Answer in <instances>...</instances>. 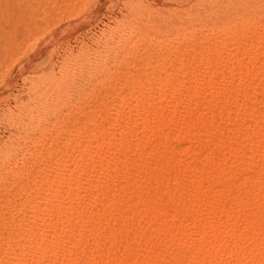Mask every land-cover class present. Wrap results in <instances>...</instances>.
Returning a JSON list of instances; mask_svg holds the SVG:
<instances>
[{
  "label": "bare ground",
  "instance_id": "6f19581e",
  "mask_svg": "<svg viewBox=\"0 0 264 264\" xmlns=\"http://www.w3.org/2000/svg\"><path fill=\"white\" fill-rule=\"evenodd\" d=\"M257 1L258 0H92L90 4L82 6L73 17H69L67 22L65 23H61V21L52 22L51 25L45 29L43 33L44 36L42 37L35 36L31 39L24 41V43L22 44L24 48V52L22 53L21 57L18 56V68L16 67V69H18V80L16 84L17 85L16 98L18 99V124H17L18 145L22 143L21 142L22 140H23V144L26 143L25 141L27 140L25 139L28 137L27 134L29 135V133L27 132L29 130H30L29 132H31V129L33 130V128L38 123H42L44 119L46 120L48 118V116L50 117L55 116L53 118L58 120L59 114L61 113L64 105L68 104L67 103L68 101L69 102L71 101L69 100L71 99V97L73 98L74 90L78 87L81 88L80 85L76 87L78 81L81 82L83 78L85 79V77L88 76L91 77V75L93 76L94 72H98V73L100 71L102 72L103 69L101 68L104 67L106 64H110L114 61L113 60L114 55L116 57L117 53L124 47V43L128 39H130V37L133 34H146L149 31L150 32L152 31L153 35L157 34L156 36H158L159 38H163L170 33H175V31L179 27H181L184 22H188L189 20H205L208 21V24L209 22H212V24L216 28L215 31H213L212 29V32L208 33L209 34L208 36H203V37L201 36L196 37L194 36L195 34L193 32L194 35L191 34V38L188 39L191 45L186 46L183 49H180L179 47L180 40H177L176 45L172 46L166 52L160 51L161 52V53L159 52L160 56L156 57V59L153 60V63L149 61L146 64L144 68V71L146 72V74H144L145 76L143 78H135V80L132 79V82L134 84L133 89L131 90L126 89L124 91V94L122 93L123 96L117 99L118 101L114 100L115 98L114 99L111 98L112 99L111 102L101 103L98 106L97 109L99 110V107H101L105 113L104 117L101 115L103 117V118L101 117V120L97 119L98 116L96 114L98 110L96 109L92 111V113L88 115L87 120H85L86 122L83 125H79L81 126L80 128H76V126L74 130L73 128L72 130L70 128V131H68V137L67 138L65 137L66 140L63 138L65 141L62 144L59 143L61 144L60 147H58V145L54 146V144L51 141L49 142L48 139H44L43 136L40 137L39 146L46 147V151L49 156V161L48 163L43 161L36 163V165L33 164L35 166L30 165V167L26 168L25 171L23 172L24 180L28 182L32 181V183L35 181V187L33 185L34 189L33 190L31 189L32 199L31 200L26 199L22 204L20 205L18 204L16 206L15 219L13 218L14 219L13 220L12 218H10V221L4 223L1 226L2 229L6 230V235L2 236L0 234V264H48V262H54V264H61V263L64 264L63 261L64 260L66 261V258L69 259L70 256L74 255L73 251H80L81 253V254L76 253L77 255H74L75 257L73 256V259L75 258L73 260L74 261L73 264L83 263V261L86 259V258L83 259L84 258L83 252H85L86 246L84 245L85 247H83L84 243L81 244L82 246L80 245V243L81 240L83 239L84 241L85 238L87 241V237L89 236L88 231L85 230L86 231L85 232L83 230V228L86 227L77 226L78 229H76L73 232L70 231L72 233H68L66 231L67 229L73 226L72 224L74 225L81 224L83 226L85 224L87 225L88 217L90 215L88 217L83 216L82 213L84 211H82L81 213L82 209L80 210V208L85 206L86 209V207L88 206L91 209L93 208V206H96L100 201L94 198L93 194L91 195L89 194V198H86L85 196L84 197L85 200H83V197L82 195L80 196V194L90 192L92 188H94L93 185L95 181L97 183V181L100 180V178H102V180L104 179L106 183L108 182V184L111 185L113 188H122V186L127 185V182H129L128 176L127 178H124V175L123 176L121 175V177H123L124 179L123 178L120 179L119 175H118L119 177L117 176L118 177L117 178L115 176L116 174L110 175L107 174V172L104 173V171L103 173L101 172L100 174L93 176L92 172H89L87 170V168L89 167L88 164H90L91 162L96 163L97 161L98 164L102 165L103 167L104 165L109 164V162L111 161L113 162L115 159L114 156L115 154L113 153L114 155H112L109 149L114 147L117 151H119V149L122 148L123 145H125V143L123 144L122 140L120 139L121 135L125 131L130 130L132 128L131 127L132 125L140 124L146 126L151 121L153 122L155 119H160L164 117V115H166L167 113L164 114L165 111H163V107L159 108L158 105V103L160 102L159 100L162 99L175 100L177 98L180 100L181 98V100L183 99L184 103L187 104V102H191L199 98L202 99V101L210 103L215 99V97L217 98V96H219L217 95L218 93L220 94L223 93L222 96L227 93H228L227 95L229 96H231L232 94L233 95L241 94V97L247 99L248 95L250 93L251 94L255 93L258 88L260 89L261 91L260 94L262 96L261 104L264 106V21L262 20V17L264 16V7L262 6L263 4L261 3L262 4V5L260 4L261 7L258 6L259 7L258 9L256 7V10L254 11L253 6H255ZM261 2L264 3V1L262 0ZM249 11L250 12L254 11L253 16L256 17L254 22L249 23L246 20L244 21L239 19L241 18V16H243L245 12L247 14V12ZM204 42L207 43L212 42L213 43L212 48H210V46L212 45L211 43L209 48H206L205 45L203 47L202 43ZM201 44L202 47L200 48L198 47L199 49L196 50L195 46L196 47L197 45L201 46ZM188 53L190 56L188 57V59L186 58L184 60L183 57L185 56L184 54H188ZM210 61H213V63H210ZM174 63L179 64V67L177 66L176 68H173ZM139 77L142 76L139 75ZM82 81L83 83H85L84 80ZM88 81L89 80L87 79L86 82ZM93 82L94 81H92V83ZM86 84L88 85V83ZM115 87H116L115 85L112 86V89H114ZM78 90L77 93L81 91ZM199 99L198 101H200ZM10 100L11 99L7 101L10 102ZM243 101L241 103H243ZM224 104L222 101V105ZM244 105L245 104H243V107L240 106L239 104L238 106H236L235 111L238 117L240 116V114H243L246 117L248 116L249 118L256 115H260V117L264 121V113H262L263 111L260 112V110H255L253 108L248 109ZM187 107L189 108V106ZM173 113L172 116H168L166 118L169 117L174 118L176 114ZM201 114H203V112ZM182 115L181 117H183ZM201 118L202 117L198 116L197 113L196 116H194V118H192L191 121H188L189 123L185 120L186 124L183 123L185 127L182 129L179 127V131L176 130L178 133V137L177 134H175V136L177 138H180L181 140H188L194 134V133L192 134L191 129H194L195 127H199V126L201 128V125L202 126L204 125L203 123L207 125H211L212 122H214L213 119L215 117L214 118L208 117V119H206L204 122L202 120L203 118L202 119ZM64 123L57 122L56 124H52L50 128L47 129L48 137L53 136L51 134L55 131L57 132V131L67 130L68 127L65 125L66 123L65 124ZM236 128L239 134H243L242 136L246 135L245 134L246 131L242 125L237 123ZM257 128L259 129V127ZM5 130H6V125L0 123V133L3 134ZM149 130L146 131L149 132ZM141 132H142V128H141ZM171 132L173 131L171 130ZM159 133H160L159 134L160 137L163 140L168 138L167 134L169 133L166 132H165L166 134L162 132ZM232 136H235V134L234 135L232 134ZM256 136L255 138L258 139V137ZM138 137L140 138L141 136ZM262 137H264V135ZM235 138L236 137H234V139ZM255 138L252 143V146L250 145L251 147L255 148V150L253 149L254 151H256V149H258L259 147H262L260 146L262 142V141L260 142L261 138H259L258 140L257 139L255 140ZM234 139L230 138L231 141H233ZM228 140L229 139H227V141ZM149 141L152 142L151 140ZM99 142L101 143V148L103 146L105 147V149L104 148L102 149L100 148L99 150L96 149L98 151H93L94 149H92L93 152L90 151L91 147L93 146L94 148H96V146L100 144ZM146 144H148V142H146ZM161 145L163 146L162 143ZM125 147L126 146H124V149ZM153 148L155 149L156 147ZM262 150L263 151L261 152V156H262L261 159L264 161V148ZM170 151H172V149ZM212 152L213 151H211V154H213ZM259 152L260 151H258L256 154H258ZM54 154L57 155L54 156ZM149 155L150 154H148V156ZM261 156H259V158ZM172 157L170 156V159ZM174 159L176 158L174 157ZM73 161H77V162L74 164ZM72 162H73V166L71 167ZM170 162L174 163L175 165V161L173 160V158L169 160V163ZM185 164L186 166L183 169L185 171L183 172H185L184 176L186 180L184 181L187 182L188 184L187 186L196 185L197 188L196 187L193 188L194 189L193 192L189 191V193H186V195L188 194L187 199L185 198L184 200L185 202L182 200L184 204L180 205L181 209L178 208L180 210L176 209L174 216L177 217L176 221L179 219L178 221L184 224V225H180L183 226L181 230L184 228L186 224L187 227H190L191 233L195 235V237L191 236V234L189 232L188 234L186 231L187 234H182L181 237L179 238L176 236L177 233L174 234L175 237H177L175 238V240L173 237L174 235H167V237L169 238V243L168 242L166 243L165 240H164L165 242L163 241L164 243H162V241L161 242L150 241L149 238L151 239L153 236L152 237L149 236V238H147L149 243L145 244L146 247L149 245L150 248L152 247L153 249H155L154 252L157 253V250L169 251L168 248H170V244L173 246L175 245L179 249L178 251L175 250L176 252L172 256L173 264H223L222 262L226 261L225 260L226 257H228V259L236 258L237 264H264V250L262 251L263 252L262 254L258 253L260 251L257 252L258 249L257 250L255 249L258 254L254 253V251L251 252L246 248L245 249L247 251H244L245 246L250 245L251 243L252 244L257 243L256 241L258 240H255L256 239L255 237L257 238H260L258 236L262 237V235L260 234L261 232L255 226L254 222H256V220L254 221L253 220L254 218L252 216V214L256 216L257 212L258 211L260 212L259 209L260 207L255 208L254 206L257 204L253 203L254 206H252L253 205L252 202L251 204H249L250 201L246 200L248 199L246 195H245L246 198H244L246 201L245 203H242L244 199H241L243 197L240 196L241 194L239 195L236 192L237 189H235L231 184L234 182L233 180H232L233 182L230 181L231 183L227 185H222L221 189L217 192L214 191L215 190L214 185L211 182H210L211 184H209L208 183L209 181H207V186L205 187V190H203L202 186H201L202 188L201 190L199 183L202 180L203 174H201V172H198L194 166L191 167V165H187V163ZM263 165H261L262 166L261 169L259 168L261 172H264ZM118 168L120 169V167ZM172 169L175 168L172 167ZM97 172L99 171L97 170ZM262 174L263 173H261V175ZM257 177L255 176V178ZM169 179L172 180L171 178ZM169 179L165 181L166 182L170 181ZM104 180L102 182H104ZM245 181L247 182V180ZM255 181L256 180L249 181L252 182L251 186L253 184L254 187L253 182ZM172 182L173 180L171 181V183ZM263 182L262 183L259 182L258 183L259 185L255 186V191L253 190L254 191L253 195L255 197L264 195ZM18 186H20L21 189L24 186V184L21 185L19 184ZM173 192H175V190H173ZM202 194L205 195L204 197L206 198L203 197L204 199H202L200 197V195ZM216 195H218L217 196L218 198H216ZM63 197L64 198L67 197V200H65ZM168 197H169L168 201L173 200L172 198H174V196L172 195L170 196L168 195ZM258 200L256 202H258ZM220 201H221L220 204H222V201H224L225 204L227 205L223 203L224 206L219 207ZM179 203L181 204V202ZM192 205H197L198 208L196 206V209H199L198 211H195L197 212L195 215L193 214L189 215L190 212L187 213L185 211L186 210L185 208ZM127 209L125 210L127 211ZM150 210L148 208V210H144L143 212L141 211L142 213L141 214L139 213L140 216L138 214V216L135 215V217H138L139 220L146 219L149 213L152 214L154 212L153 209H152L153 210L152 213ZM127 212L126 213L124 212V214H127ZM131 212L132 211H130L129 214H131ZM192 212L194 213V211ZM95 214L96 213H94V216ZM245 214L246 215L251 214L250 217L252 216L253 218L252 220L254 222L249 221L248 218H247L248 221L244 220L243 219L244 216L242 215ZM220 215L227 216L226 218L227 220L228 218H231L232 223L234 222L233 225H229L232 224L229 221H228L229 223H227L229 226L226 225L225 224L227 222L226 220L225 223L219 221L217 222V224H215L216 222H214V224L213 223L212 224L215 226H211L210 225L211 223L209 224V222H212L214 220L217 221L216 218L217 216ZM18 216L21 217L19 220H18ZM174 216L173 218H175ZM94 219L95 218L93 217V220ZM119 222L121 223V221ZM67 225L69 226V228ZM65 226H67V228L65 229L66 231H64L63 229V227L65 228ZM100 227L102 228V230L103 228H105L104 225L102 227V224ZM123 227H121L122 230L118 233L117 236L118 239L115 237L117 234L114 236L115 239H117L116 241L118 240L121 241L122 239L126 238L128 235L131 240V235L128 234L129 231L123 230L124 229ZM156 227H158L156 228V230L159 231V233L160 231H169L167 229H163V227H160V225ZM187 227L185 229H187ZM129 229L130 228H128V230ZM36 230L38 231V233H36ZM156 230L154 228V231ZM154 231L153 233H155ZM170 231L169 234H171ZM177 231L179 232L180 230ZM93 232L96 233V231ZM109 232L110 231H108V233ZM141 232L138 233L142 234L143 232L142 233ZM138 233L135 237L132 236V238H134L135 243L136 240H138L137 238ZM91 234L90 236L92 237ZM104 237H100V234H98V239L97 238L96 239L98 240V242L100 240L101 243H103L104 241L102 242V239L104 240L105 239ZM114 237L112 238L114 239ZM108 238L110 237L108 236ZM113 239L110 240L109 243L110 242L114 243L115 240L113 241ZM210 239H212L213 241ZM120 241L118 242L121 243ZM259 241L261 243L262 242L264 243V237H262V239H259ZM259 241L258 243L260 245ZM93 242L95 243L96 240L95 241L93 240ZM113 243L110 244L113 246L114 245ZM258 243L255 245H258ZM110 244L109 246H111ZM104 245L105 244L99 245L98 248L102 246L106 248L105 247L106 245L105 246ZM137 245H134V247ZM252 246L255 247L254 245ZM262 247L263 246H261V248ZM106 251L107 250L104 251L105 254L104 252H101L104 254L102 256L106 255ZM150 252L152 251L150 250ZM129 255L131 260L134 262H136L137 258L139 257V256L137 257V254L135 256L134 253ZM155 256L157 257L156 254ZM146 258L148 259V256ZM138 259H139L138 264L139 263L142 264L140 262V258ZM141 260H143V256ZM153 260H149V261H152L151 263L153 264ZM146 263L148 262L146 261ZM159 263L160 262H158L157 259L154 261V264H159ZM129 264H133V262Z\"/></svg>",
  "mask_w": 264,
  "mask_h": 264
},
{
  "label": "rangeland",
  "instance_id": "374dc122",
  "mask_svg": "<svg viewBox=\"0 0 264 264\" xmlns=\"http://www.w3.org/2000/svg\"><path fill=\"white\" fill-rule=\"evenodd\" d=\"M91 1L92 0H0V123L6 125V130L3 132V134L0 133V231H1L0 234L2 236L6 235V230L2 229L1 226L4 223H7L8 221H10V218L15 219V217H16L15 216L16 206L18 204L19 205L22 204L26 199H28V200L32 199L31 192L35 187V181L33 182L34 184L32 183V181L31 182L29 181L30 183L28 181H25L23 178V175H24L23 172L25 171L26 168H29L30 165L31 166L33 164L36 165V163L43 162V161L48 163V161H49V156H48V153L46 151V147L39 146L40 137L43 136L44 139H48L49 142L51 141L54 144V146L58 145V147H60L61 144L68 137V131H70V128H71V130H72V128L74 130L75 126H76V128H80L81 126H79V125H83L86 122L85 120H87L88 115L90 113H92V111L96 110L101 103L111 102V100L114 98H115L114 100H117V99H119V97L121 98L123 96L124 91L126 89H128V90L133 89L134 84L132 82V79L135 80V78H143L145 76L144 74H146V72L144 71L146 64L149 61L151 63H153V60H155L156 57L160 56L159 54L162 51L166 52L172 46H175L177 40H180L179 41L180 42L179 47H180V49H183L184 47L191 45V43L188 39L191 38V34H193V32L195 34V35L193 34L194 36L203 37V36H208L209 35L208 33L212 32V29H213V31H215V29H216L215 26L212 24V22H209V24H208V21H205V20H189L188 22H184L182 24V26L179 27L175 31V33H170L163 38H159L158 36H156L157 34L153 35L152 31L151 32L149 31L146 34H133L130 37V39H128L124 43V47L117 53L116 57L114 55V57H113L114 61L110 64H106L104 67L101 68V69H103L102 72L100 71L101 73L100 72L99 73L94 72L93 76L91 75V77L88 76V77H85V79L83 78L82 80H84L85 83H83L82 80H81V82L78 81V83L76 84L77 85L76 87H78V85H80L81 88L80 87H78V88L81 91L78 92L79 93V95H78V93H77L78 88L75 89L76 91L74 90L73 98L71 97V99H69L71 101L70 102L68 101L67 102L68 104L64 105V107L62 108V111L60 113L61 115L59 114V119L61 118L60 120L59 119L56 120L55 118H53L55 116H52V117L48 116V118L46 120L44 119L45 122L43 120V122L38 123L33 128V130L31 129V132H29L30 130L27 132V133H29V135L27 134L28 137L27 138L24 137V138H26L25 140H27V141H25L26 143L23 144V140H22L21 141L22 143L20 145H18V127H17V124H18V99L16 98L17 97V94H16L17 85L16 84H17V80H18V69H16V67L18 68V56L21 57L22 53L24 52V48H23L22 44L24 43L25 40L31 39L35 36H37V37L44 36L43 33H44L45 29L48 26H50L52 22H60V21H61V23L67 22L69 17H73L82 6L90 4ZM262 1H264V0H262ZM257 3H256L257 5L255 4V6H253L254 11L256 10V7L258 9L259 7H261L262 4H263L262 6L264 7V3L261 2V0H258ZM254 11L247 12V14L250 13L249 15H247L245 12L244 13L245 17H244V14H243V16H241V18L244 17L245 19L244 18L243 19L239 18V19L244 20V21L246 20L249 23L254 22V20L256 19V17L253 16ZM262 20L264 21V16L262 17ZM199 34H201V35H199ZM204 34H206V35H204ZM206 43L207 42L202 43L203 47L205 45L206 48H209V46L212 44L210 46V48H212V46H213L212 42H210L211 44L209 42L207 44ZM202 44H201V46L200 45H197V47L195 46V49L198 50L200 47H202ZM184 55H185V56H183L184 60L186 58L188 59V57L190 56L189 53L184 54ZM210 63H213V61H210ZM173 65H172L173 68H176L177 66L179 67V64L174 63ZM95 75L98 77H96ZM139 75L142 77H139ZM87 79L89 80L88 82H86ZM92 81H94V82L92 83ZM86 83H88V85ZM114 85L116 87L114 89H112V86H114ZM116 88L118 89V91ZM116 92L119 94V96ZM256 92H255L256 95H255V93H253V94L250 93L251 95L249 94L247 99H244L243 97H241V94H237V95L235 94L236 97H235V95L232 94L231 96H234V97H231V96L227 95L228 93L224 94L225 96L224 95L222 96L223 93H221V94L218 93L217 95H219V96H217V98L215 97V99L210 103L202 101V99H199V98H197L196 100H193L194 102L193 101L187 102V104L184 103L183 99L181 100V98H180V100L178 98L175 100L174 99L173 100L172 99L171 100H167V99L159 100L161 102V103L160 102L158 103L159 108L163 107V111H165L164 114L167 113L166 115H164V117H162L160 119H155L153 122L151 121L150 123L147 124L148 126L146 125L147 127L140 125V124H136V125H132L131 126L132 128L130 130L125 131L121 135V138H120L122 140L123 144L125 143V145H123V147L120 148L119 151H117L114 147L109 149L110 153H112V155L115 154L114 155L115 159L113 162L111 161L112 163L109 162V164L104 165L103 167H102V165H99L97 161H96V163L91 162L90 164H88L89 167L87 168V170L89 172H92L93 176H96L97 174H100L101 172L103 173V171H104V173L107 172V174H110V175L116 174L115 175L116 177L119 175L120 177L119 176L118 177L120 179L123 178V177H121V175L122 176L124 175V178H127V176H128V178H129L128 181L130 183L127 182V185L122 186V188H113L111 185L108 184V182L106 183V181L104 179L103 180L105 183L102 182L103 180H102V178H100V180H98L97 183L95 181V183L93 185L94 188H92V190L90 192L80 194V196L82 195L83 200H85L84 199L85 196H86V198H89V194L90 195L93 194L94 198H96V199H98V201H100V202H98V204L96 206H93V208H91V209L88 206L86 207V209H85V206H83L85 210L83 209V207L80 208V210L82 209L81 213H82V211H84L82 213L83 216L88 217L90 215L88 217L87 225L85 224L83 226L81 224H76V225L72 224L73 226L70 225V226H72L71 228H69V226L67 225L69 228V229H67V231L65 230L67 228V226H65V228L63 227L64 231H66L68 233H72L73 231L78 229V227H86V228H83V230L88 231L89 236L87 237V241L85 238L84 241L82 239L81 243H80V245L84 243L83 247H85V246L87 247V248L85 247L86 250H85V252H83V257H84L83 259L86 258L83 261V263H85V264H107V262H108V264H113V263L114 264L115 263H118V264L128 263L129 264V263L133 262V264H138V262H139L138 258H140V262L142 264H145L146 261L148 262L146 264H152L151 263L152 261H149V260H153V259H154L153 264H154V261L156 259L161 264H173L172 256L176 252L175 250L178 251V249H179L178 247L170 244V248H168L169 251L159 250L160 251L159 252L157 250V253H158L157 254L156 252H154L155 249H153L152 247L150 248L149 245L146 247L145 244L149 243V241L147 239V238H149V236L150 237L153 236L151 239L149 238L150 241H152V242L153 241L154 242H161L162 241V243H164L165 241H166V243L167 242L169 243V238L167 237V235H174L176 233H177L176 236L178 238L181 237L182 234H187L188 232L191 234V236L195 237V235H193L191 233L190 227H187L186 224H185L184 228L181 230V228L183 226H180V225H184V224L181 223L180 221H178L179 219L176 221L177 217L174 216L176 209L180 208V205L184 204L185 198L187 199L188 194L186 195V193H189V191L193 192L194 191L193 188L196 187V185L195 186H190V185L187 186L188 185L187 182L184 181V180H186L185 176H184L185 172H183V171H185V170H183L186 166L185 163H187V165H191V167L194 166L198 172H201V174H203L202 180L199 183L200 188L202 186L203 190H205V187L207 186V181H209L208 182L209 184L212 183L214 185V188H215L214 191L217 192L221 189L222 185H227V184L231 183L230 181L233 180L234 182L232 181L233 183H231V184L233 185V187L235 189H237L236 192L239 195L241 194L240 196L243 197L241 199H244L247 196L248 199H246V200L250 201V202L247 201V202H249V204H251V202H252V204L253 203L257 204L255 206H254V204L252 205L255 208L260 207L259 208L260 212L258 211L256 216L254 214H252L254 219L252 218V216L250 217L251 214H247V215L245 214L242 216L245 217V218L243 217V219L246 221H248L247 218L249 219V221H253V220L255 221L256 220V222H254V221L253 222L255 223V226L259 229V231L261 232L260 234L262 235V237H264V235H263V233H264V198H262V197H264V195L257 196V197H255L253 195L254 191H255V186L259 185L258 184L259 182L262 183L264 181V172H261V170H259V168L260 169L262 168L261 165L264 164V161L261 159L262 158L261 152L263 151L262 149L264 148L263 147L264 146L263 145L264 144V142H263L264 137H262L264 135V121L262 120L260 115H256V116H253L250 118L247 116L248 117L247 118L245 115L240 114V116L238 117L236 115V111H235L236 106H238V104L242 107H243V104H245L244 106L248 109L253 108L255 110H260V112L263 111L262 113H264V110H263L264 106L261 104V102H262L261 101L262 96L260 94L261 91H260V89L257 88ZM116 94H117V96H116ZM114 96H116V97H114ZM237 98H239V99H237ZM242 98L244 99V101ZM9 99H11L10 102L7 101ZM198 99L200 101H198ZM222 101H223V104L225 103L224 105H222ZM242 101H243V103H241ZM203 102H205V103H203ZM199 103L203 106V108ZM186 105L189 106V108ZM184 108H185V110H184ZM259 108H261V109H259ZM171 112L173 114H176V116H174V118L173 117L172 118L171 117L166 118L168 116H172ZM196 112L198 113V116L203 118V119L201 118L203 120V122L206 119H208V117H212V118L215 117L213 119L214 122H212L211 125H207V124L202 122L204 125L203 126L201 125V128L199 126V127H195L194 129H191L192 134L193 133L194 134L188 140H181L180 138H177L178 137L177 131H179V127L181 129L184 128L185 127L184 124H186V121L187 122L191 121L192 118H194V116H196V114H197ZM202 112H203V114H201ZM206 114H208V115H206ZM228 114H230V115H228ZM96 115L98 116V118H97L98 120H101L102 116L104 117L105 113L101 107H99V110L97 111ZM181 115L183 117H181ZM203 115L205 118L203 117ZM213 115H215V116H213ZM233 116L235 118V121H234ZM168 119L169 120L171 119V120L169 121ZM55 122L56 123L57 122H62V123L65 122L66 124L65 123L64 124L68 127L69 130L67 129V130H62V131H57V132L55 131L51 134L53 136L48 137L47 129L50 128V126L52 124H56ZM172 122H174V123H172ZM237 123L244 127V129L246 131L245 136H242L243 134H239L237 132V128H236ZM68 124H70V125H68ZM170 124H173V125H170ZM47 125H49V126H47ZM157 125H158V127H157ZM173 126H175V127H173ZM140 127L142 128V132H141ZM257 127H259L260 130ZM149 128H150V130H149ZM159 129H161V130H159ZM146 130H149V132H147ZM171 130L173 132H171ZM159 132L169 133V134H167L168 138L163 140L160 137ZM255 132H257V133H255ZM139 134H141V135H139ZM156 134H157V136H156ZM175 134H177V137L175 136ZM232 134L233 135L235 134V136H232ZM171 135H172V137H171ZM136 136H137V138H136ZM138 136H141V137L139 138ZM238 136H240V137H238ZM255 136L258 137V139L261 138L260 142L261 141L263 142V144H262V142L260 144V146H262V147H259L258 149H256V151H254L255 150L254 147H251ZM228 137L233 138V139H234V137H236V138L233 141H231L232 139L230 140V138H228ZM125 138H127V139H125ZM242 138H244V139H242ZM227 139H229V140L227 141ZM251 139H253V140H251ZM256 139L257 138H255V140ZM149 140H151L152 142H150ZM146 142H148V144H146ZM59 143H61V144H59ZM140 143H141V145H140ZM161 143L163 144V146L161 145ZM158 144L160 147L158 146ZM248 145L249 146L251 145V146L249 147ZM124 146H126L125 149H124ZM244 146L245 147L247 146L249 148L250 152H249L248 148L247 147L245 148ZM97 147H99V148H97ZM153 147H156V148L154 149ZM100 148H101V143L98 144L96 146V148H94L92 146L90 151H92V149H94L93 151H98ZM102 148L105 149V147H103V146H102ZM96 149H98V150H96ZM153 149H154V151H153ZM171 149H172V151H170ZM257 150L260 151L259 152L260 154L258 153L259 155L256 154L258 152ZM211 151H213L212 152L213 154H211ZM251 152L254 154H252ZM148 154H150V155L148 156ZM241 154H242V156H241ZM55 155H57V154H54V156ZM168 155H170L171 157L173 156L172 158L175 161L176 166L174 165V163H171V162L169 163V160H171L172 158L170 159V156H168ZM259 156H261V157L259 158ZM174 157L176 159H174ZM137 158H138V160H137ZM73 162L75 164L77 161H73ZM73 162L71 163V167L73 166ZM159 163H160V165H159ZM156 164L159 166H157ZM35 165H33V166H35ZM113 166L117 167V168H114ZM118 167H120V169ZM172 167L175 169H172ZM113 168L116 170H114ZM97 170L99 172H97ZM239 172H240V174H239ZM260 172L263 174L261 175ZM259 174L261 177L259 176ZM173 175H175V176H173ZM255 176L256 177L258 176V177L255 178ZM169 178H171L173 180L172 183H171L172 180H170ZM259 178L263 181H261ZM168 179L170 181L166 182L165 180H168ZM245 180H247L248 183ZM254 180H256V181L253 182L254 183V187H253V184L251 186L252 182H249V181H254ZM146 182H148V183H146ZM142 183H143V185H142ZM19 184L20 185L24 184V186L20 189V186H18ZM33 185H34V187H33ZM99 186H100V188H99ZM251 187L254 189H252ZM97 188H98V190H97ZM202 188H201V190H202ZM21 190H24V191H21ZM100 190H101V192H100ZM173 190H175V192H173ZM135 191H137V192H135ZM251 191H253V192H251ZM27 192H28V194H27ZM168 193H170V194H168ZM172 193H174V194H172ZM145 194H147V195H145ZM250 194H251V196L253 195L252 197L254 198V200L250 196ZM168 195L174 196V198H172L174 201L173 200L168 201V198H169ZM204 196L205 195H203V194L200 195V197L202 199L206 198ZM217 196L218 195H216V198H218ZM258 198H259V200H258ZM64 199L67 200V197H65ZM129 199H130V201H129ZM256 199L258 200V202H256L257 201ZM182 200L184 202H182ZM246 200L244 199L243 200L244 202L242 200L241 201H242V203H245ZM251 200H253V201L256 200V201L253 202ZM108 201H109V203H108ZM179 202H181V204ZM142 203H143V205H142ZM220 203H221V201L219 202V204ZM223 203L225 204L224 201H222V204ZM222 204H220L219 207L224 206V204L223 205ZM147 205H149V206H147ZM225 205H227V204H225ZM101 206H102V208H101ZM196 206L197 205L188 206L187 208H185L186 210L185 209L184 210L187 213L190 212L189 215L190 214L195 215L197 213L195 211L199 210V209H196ZM98 207H99V209H98ZM121 207H122L123 211L121 210ZM162 207H164V208H162ZM127 208H129V209H127ZM148 208H149V210L152 208L154 210V212L151 209L150 211H151V213L152 212L153 213L152 214L149 213L150 215L148 214L146 219L139 220L138 217H135V215L138 216L139 213L141 214L144 210H148ZM157 208H158V210H157ZM197 208H198V206H197ZM125 209H127V211L128 210L129 211L127 212ZM180 209H178V210H180ZM112 210H113V212H112ZM99 211H101V212H99ZM130 211H132L131 214H129ZM192 211H194V213ZM110 212L112 213V215ZM124 212L125 213L127 212V214H124ZM94 213H96V214L98 213V214L97 215L95 214V216H94ZM132 214H133V216H132ZM140 214H139V216H140ZM126 215H127V217H126ZM172 215L175 218H173ZM100 216H102V217H100ZM149 216H151V217H149ZM93 217L96 220L95 219L93 220ZM119 217H122V218H119ZM223 217H225V218H223ZM20 218L21 217L18 216V220ZM89 218H91V219H89ZM226 218H227V216H222V215L217 216V218H216L217 221L214 220L212 222H209V224L211 223L210 224L211 226H215V225H213L214 222H216L215 224H217V222H219V221L225 223L227 220ZM250 218H251V220H250ZM92 220L95 222H93ZM119 221H121V223ZM228 221L232 223L231 218H228L227 222L225 223L226 225H228L227 224V223H229ZM233 223L229 224V225H233ZM18 224H19V222H18ZM101 224H102V227H103V225L105 226V228H103V230L100 227ZM120 224H122L124 227ZM95 225H97V226H95ZM115 225H116V227H115ZM159 225H160V227H163V229H167L169 231L171 229V231H170L171 234H169V231H160V233H159V231L156 230V228H158L156 226H159ZM170 225L172 226V228ZM259 225H260V227H259ZM75 226H76V228H75ZM126 226H127V229H126ZM166 226H169V227H166ZM121 227L124 228L123 230L129 231L128 234L131 235V240H130V237L128 235L126 238L122 239L123 241L118 240L121 243L116 241L118 239V237H117L118 233L122 230ZM186 227H187V229H185ZM91 228H93V229H91ZM128 228H130V229L128 230ZM154 228L156 231H154ZM188 228H189V230H188ZM80 229H82V228H80ZM176 229L180 230V231L178 232ZM135 230L136 231L138 230L137 233L138 232L140 233L142 231L143 233L142 232L141 233L144 235L143 236L142 234L138 233V237H137L138 240H136V243L134 242V238H132V236L135 237L137 235ZM70 231H72V232H70ZM93 231H96V233ZM108 231H110V232L108 233ZM153 231L155 233H153ZM186 231H187V233H186ZM166 232H168V233H166ZM181 232H183V233H181ZM36 233H38L37 230H36ZM163 233H164V235H163ZM90 234L92 235L93 238L90 236ZM93 234H94V236H93ZM98 234H100V237L106 236V237H104L105 238L104 240L102 239V242L104 241L103 243H101L100 240L98 242V240H97ZM139 235H140V238H139ZM108 236L110 238H108ZM114 236L117 239H115ZM89 237H90V239H89ZM112 237H114V239ZM173 237H174V240H175V238H177V237H175V235ZM258 237H260V238L255 237L256 238L255 240L259 241V239H262L261 236H258ZM112 239H113V241L114 240L115 241H114V243L113 242H110V243L114 244L113 245L114 248L109 243V241ZM93 240L94 241L96 240V242L94 243ZM210 240H212V239H210ZM146 241H148V242H146ZM258 241H256V242L258 243ZM90 242H92L93 244ZM106 242H108V243H106ZM132 243H134V244H132ZM257 243H253V244L251 243L250 245L245 246L244 251L250 250L251 252L254 251V253H256V254H258V253L262 254L263 253L262 251L264 250V243L262 242L263 243V245H262V243L260 242V245H259V243H258V245H255ZM103 244L106 245V246L104 245L106 248H104L102 246L104 248V250L102 247L98 248L99 245H103ZM109 244L111 246H109ZM132 245H133V247H134V245H137L139 247L135 246L133 248ZM252 245H254L255 247H253ZM256 246H257V248H256ZM261 246H263L262 247L263 249L261 248ZM259 247H260V249H259ZM108 248H109V250H108ZM132 248L134 249V251ZM255 249L256 250L258 249L257 252L258 251H260V252L257 253ZM105 250H107L106 255L102 256L105 254V252H104ZM127 250L129 253L127 252ZM150 250L153 253L150 252ZM89 251H90V253H89ZM101 252H104V254ZM73 253H74V255L81 254L80 251H73ZM100 253H101V255H100ZM133 253L135 256H136V254H137V257L139 256L138 258L136 257L137 258L136 262L132 261L130 258V255H129V254H133ZM154 253L157 255V257L155 256ZM73 256H70L71 259L69 257L70 261L68 258H66V261L65 260L63 261L64 264H69L70 262L73 264V262H74L73 260L75 259V258L73 259ZM89 256L92 258H90ZM142 256H143V260H141ZM147 256H148V259L146 258ZM117 260H118V262H117ZM225 260L224 261L226 263L222 262L223 264H231V263L234 264L235 262H236L235 264H237L236 258H232V259L229 258L228 259V257H226ZM127 261H129V262H127ZM50 263L54 264V262H48V264H50ZM55 263H57V262H55Z\"/></svg>",
  "mask_w": 264,
  "mask_h": 264
}]
</instances>
